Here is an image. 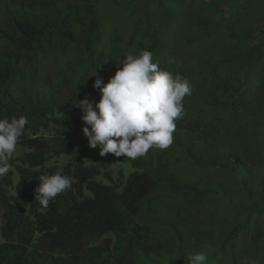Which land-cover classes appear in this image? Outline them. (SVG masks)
Here are the masks:
<instances>
[{
  "label": "trees",
  "instance_id": "1",
  "mask_svg": "<svg viewBox=\"0 0 264 264\" xmlns=\"http://www.w3.org/2000/svg\"><path fill=\"white\" fill-rule=\"evenodd\" d=\"M215 1L0 0V119L25 112L31 78L36 95L43 94L34 80L41 69L30 75L22 65L38 63L51 35L79 50L84 39L104 43L100 35L107 32L110 49L107 43L94 48L90 57L98 60L67 79L63 87L70 89L62 98L58 86V102L46 101L41 114L77 120L79 100L92 102V92L83 93L87 80L92 75L107 81L105 76L122 67L119 61L133 54L135 44L155 57L162 47L169 53L163 54L165 71L192 83L175 145L153 151L147 168L143 163L117 168L121 176L131 172L120 196L105 187L94 190L98 204L91 199L89 191L104 167L100 149L85 161L83 148L69 151L65 166L48 170L51 175L62 169L72 184L47 207L35 200L39 172L32 169H44L50 160L46 152L17 167L14 187L37 204L28 223L27 215L11 204L10 178L0 180L6 212L0 264H188L199 252L207 255L206 264H264V0H218L219 12H214ZM212 4L216 28L207 33L196 16L208 17ZM87 20L97 24L96 36L84 28ZM223 21L242 40L225 34L213 45L212 60H201L203 49L192 57L177 51L179 37L192 49L203 48ZM179 150L172 161L162 160ZM74 186L88 191L79 198L88 202L86 212L77 210L81 203L72 204Z\"/></svg>",
  "mask_w": 264,
  "mask_h": 264
},
{
  "label": "clouds",
  "instance_id": "2",
  "mask_svg": "<svg viewBox=\"0 0 264 264\" xmlns=\"http://www.w3.org/2000/svg\"><path fill=\"white\" fill-rule=\"evenodd\" d=\"M214 12H219V9ZM196 18L199 20V26L200 22H207L204 25L207 33L215 30L216 25L212 24L213 8L208 17L201 19L196 16ZM222 23L224 26L218 30V33L204 40L203 48L197 44L192 49L185 44L184 37H179L180 47L177 51L181 55L192 57L199 49H203L201 60L203 55H210L209 60H212L213 45L229 30L235 28L227 27L228 23L225 21ZM84 28L91 35H97L94 31L98 28L96 23L87 20ZM101 36L106 37L104 43L97 41L92 44L84 39L81 48L77 50L69 46L67 40L60 43L51 35L50 42L45 43L48 48H45L38 63L28 61L22 65L30 75L36 68L41 69L39 77L34 80L43 86V94L36 95V86L31 78L27 84L28 88H25L26 102H28L25 112L11 119H0V180L10 178L12 185L7 187V193L9 192L11 204L16 206V212L21 210L27 215V223L32 221L33 214L37 211V204L30 199L27 191L19 192L14 184L19 183L17 167H24L22 162L29 157L34 156V159H39L41 153L45 151L46 157L50 159L44 169L42 166L32 168L39 172L36 181L40 186L36 189L35 200H38L43 207H47L59 194L66 190L70 191L72 184L70 177L62 174V169H57L51 175L48 170L65 166L69 151L74 154L79 148H83L81 159L85 161L89 159L91 152L100 149V156H104V167H101L94 189L89 191L91 199L97 203V194L94 190L107 187L119 192L116 196H120L127 185L131 172L121 176L117 168L130 167L134 163L136 165L143 163L147 168L151 165L155 153L153 151L163 153L170 150L175 145L178 130L183 129L181 118L183 119L186 114L183 100L186 95H191L192 83L190 84L189 80L179 73L173 75L170 70L165 71L161 63L163 54L169 57V53L162 51V47L158 48L159 56L155 57L152 51L142 52L135 44L132 49L133 54H128L119 61L122 67L105 76L107 81L91 75L92 78L90 77L84 84L83 93L88 96L92 92V102L87 98L79 100L76 105L79 109L77 120H72L63 114L57 113L51 116L39 112L40 108L46 107V101L58 102L59 99L55 97L58 86L60 92L64 91L62 98L68 94L66 90L68 87H63L67 79L73 78L76 72L88 68L98 60H92L93 56L90 57L94 54L92 53L94 48L107 43V48L110 49L108 42L111 38L108 33H102ZM81 54L85 56L83 59H80ZM64 67H66L64 74L59 77L58 74ZM197 94L196 92L192 98ZM60 117L62 119L59 121ZM188 121L191 123V116ZM179 152L180 150L175 154L163 155L162 160L172 161ZM12 191L21 194L20 197L13 196ZM73 191L75 194L72 204L81 203L79 198L85 192L88 193V191L79 192L75 186ZM23 194L27 196L26 201L30 200L28 209L26 206H21V198L25 199L22 197ZM0 204L4 210L3 201L0 200ZM81 205V209L77 210L86 212L89 207L88 202ZM4 215H6L5 210ZM70 249L85 251L80 247ZM206 262L207 255L204 252L188 258V264H206Z\"/></svg>",
  "mask_w": 264,
  "mask_h": 264
},
{
  "label": "rangeland",
  "instance_id": "3",
  "mask_svg": "<svg viewBox=\"0 0 264 264\" xmlns=\"http://www.w3.org/2000/svg\"><path fill=\"white\" fill-rule=\"evenodd\" d=\"M206 1H209V0H206ZM210 1H212V0H210ZM212 3H213V2H212ZM214 3H215L214 10L219 9V7H218V0H216ZM212 8H213V4H212ZM223 8H224V9L227 8V5L224 4V5H223ZM213 17H214V16H213ZM206 24H207V22H200V26H201V27H203V26L206 25ZM236 32H237L236 29L233 28V29L229 30V31L226 33V35H227L228 37H234L236 40L241 39V37H240L239 35H237ZM241 40H242V39H241ZM209 58H210V55H203V56H202V59H203V60H209ZM64 160H65V158H64ZM16 180H17V178L15 179V181H16ZM12 195L15 196V197H20L21 194H17L15 191H12ZM22 197H25V199L23 198V200H22V198H21V206H22V207L26 206V208L28 209V207H29L28 202H30V200H27V201H26V197H27V196L24 195V194H23ZM19 200H20V198H19ZM3 213H4V210H3V208H2V206H1V204H0V233H1V226L4 225V224L6 223V219L4 218Z\"/></svg>",
  "mask_w": 264,
  "mask_h": 264
}]
</instances>
